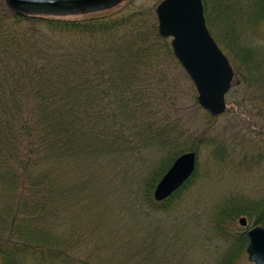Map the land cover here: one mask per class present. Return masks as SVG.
<instances>
[{"label": "trees", "instance_id": "obj_1", "mask_svg": "<svg viewBox=\"0 0 264 264\" xmlns=\"http://www.w3.org/2000/svg\"><path fill=\"white\" fill-rule=\"evenodd\" d=\"M202 2L233 81L264 128V0ZM124 8L39 16L0 0V264H90L83 249L91 236L70 226L71 211L86 208L100 173L133 156L152 154L154 167L128 193L135 203L142 191L155 213L171 211L197 175L199 145L225 160L220 141L204 138L211 115L198 133L189 129L186 105L202 107L156 16ZM185 151L196 154L193 173L154 200L156 183ZM257 157L264 162V145ZM239 201L220 202L210 217L215 237L229 245L218 264H235L246 248L239 217L264 226V196Z\"/></svg>", "mask_w": 264, "mask_h": 264}, {"label": "rangeland", "instance_id": "obj_2", "mask_svg": "<svg viewBox=\"0 0 264 264\" xmlns=\"http://www.w3.org/2000/svg\"><path fill=\"white\" fill-rule=\"evenodd\" d=\"M159 1L123 0L118 5H123L124 11L149 8L155 15ZM234 81L225 95V112L212 117L214 121H209L204 133L207 141L213 137L220 141L225 160L215 162L211 148L205 143L199 145L197 175L171 211H147L142 191L135 201L138 206L128 193V188L134 187L141 177H147L154 167L152 154L141 153L116 165L112 168L115 171L107 169L109 173H100L101 180L97 182L100 188L88 198L86 208L71 211L74 220L69 222L91 236L89 245L83 249L90 264H218L229 245L215 237L211 229L210 217L215 206L222 201L241 202L264 196V162L257 157L264 145V128L254 118L255 106L252 109L250 102L242 98L244 89ZM238 100L243 101L240 107L236 104ZM185 108L190 117V131L198 133V127L210 114L190 103ZM199 141L202 143L203 139ZM105 175L111 176L106 180ZM90 190L94 192V183ZM237 224L247 230L260 225L246 222L240 226L238 220ZM235 264L253 263L244 250Z\"/></svg>", "mask_w": 264, "mask_h": 264}, {"label": "water", "instance_id": "obj_3", "mask_svg": "<svg viewBox=\"0 0 264 264\" xmlns=\"http://www.w3.org/2000/svg\"><path fill=\"white\" fill-rule=\"evenodd\" d=\"M123 0H4L17 14L72 16L97 13L115 7ZM157 31L169 38L174 57L196 91L198 104L212 117L226 110L225 95L233 79L232 65L211 34L204 15L202 0H160L155 7ZM194 151L179 154L160 177L153 198L162 201L177 190L193 173ZM240 217V226L246 225ZM247 258L253 264H264V226L246 231Z\"/></svg>", "mask_w": 264, "mask_h": 264}]
</instances>
